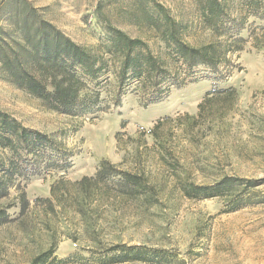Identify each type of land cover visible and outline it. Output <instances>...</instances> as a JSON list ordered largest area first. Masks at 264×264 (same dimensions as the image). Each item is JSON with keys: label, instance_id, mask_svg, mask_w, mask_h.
I'll return each mask as SVG.
<instances>
[{"label": "rangeland", "instance_id": "rangeland-1", "mask_svg": "<svg viewBox=\"0 0 264 264\" xmlns=\"http://www.w3.org/2000/svg\"><path fill=\"white\" fill-rule=\"evenodd\" d=\"M160 1L187 25L185 39L191 44L220 39L204 26L193 0ZM226 1L233 15H247L242 32L245 48L228 54L229 62L219 69L221 79L205 67L188 71L174 64L172 69H178L187 83L181 88L172 86L160 102L145 104L136 82L118 101L117 81L112 74L114 61L107 54L103 61L110 67L105 68L101 78L103 103L92 113L70 115L49 110L0 78V107L24 126L62 142L72 153L70 168L19 178L10 195L0 201V207L12 205L7 209L10 221L0 225V264L27 262L48 248L52 237L58 241L55 255L62 264H264V204L228 211L225 197L182 195L175 189L171 172L158 160L153 138L147 133L160 118L197 113L209 90L234 86L239 93L238 102L217 133L198 149L182 143L187 154L196 152L202 158L203 169L194 163L189 171L198 182H208L215 172L264 177V19L251 14L242 0ZM33 2L76 42L96 48L106 40L94 17L96 0ZM120 26L132 36L141 35L155 54L164 55L162 43L147 30L127 23ZM8 154L0 147L1 158ZM103 159L123 169H144L164 189L160 202L149 208L127 204L124 210H101V228L93 235L82 230L79 216L72 212L47 214L44 207L36 204V200L50 196L55 181L61 177L75 181L93 175ZM22 192L30 207L20 217ZM117 242L160 248L166 250L168 259L162 263H108L106 249Z\"/></svg>", "mask_w": 264, "mask_h": 264}, {"label": "trees", "instance_id": "trees-1", "mask_svg": "<svg viewBox=\"0 0 264 264\" xmlns=\"http://www.w3.org/2000/svg\"><path fill=\"white\" fill-rule=\"evenodd\" d=\"M193 1L204 26L220 39L191 44L185 39L187 25L160 0H96L94 17L106 40L90 48L71 38L33 0H0V78L47 109L70 115L92 113L101 107V78L110 67L103 61L104 54L114 61L118 101L133 82L138 84L145 104L162 101L172 86L181 88L187 83L178 69H172L176 63L188 71L205 67L221 79L219 69L229 62L228 54L245 48L242 32L247 15H233L226 0ZM242 1L251 14L264 19V0ZM123 23L147 30L162 43L164 55L155 54L141 35H130L120 26ZM238 99L234 86L213 88L199 103L197 113L160 118L147 131L158 160L174 177L176 190L189 198L225 197L228 211L264 204V177L215 172L208 182H198L189 167L196 163L203 169L202 158L196 152L187 154L182 143L200 148L217 133ZM0 147L9 152L7 158L0 157V201L10 195L19 178L67 170L72 165V153L62 142L24 126L1 107ZM163 190L144 169H123L103 159L93 175L55 181L50 196L36 200V204L47 214L72 212L79 216L82 230L93 235L101 228L105 210H124L127 204L149 208L160 202ZM11 206L0 207V225L10 221L7 209ZM29 207L22 192L20 217ZM57 245L52 237L48 248L23 264H62L55 255ZM166 259V250L145 245L117 242L106 249L108 263H162Z\"/></svg>", "mask_w": 264, "mask_h": 264}]
</instances>
